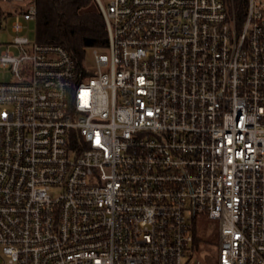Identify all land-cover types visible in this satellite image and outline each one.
I'll return each instance as SVG.
<instances>
[{
    "label": "built area",
    "instance_id": "obj_1",
    "mask_svg": "<svg viewBox=\"0 0 264 264\" xmlns=\"http://www.w3.org/2000/svg\"><path fill=\"white\" fill-rule=\"evenodd\" d=\"M0 1V264H264V0H96L81 61Z\"/></svg>",
    "mask_w": 264,
    "mask_h": 264
},
{
    "label": "trees",
    "instance_id": "obj_2",
    "mask_svg": "<svg viewBox=\"0 0 264 264\" xmlns=\"http://www.w3.org/2000/svg\"><path fill=\"white\" fill-rule=\"evenodd\" d=\"M246 0H232L236 15L242 18ZM37 8L36 41L58 44L76 60L87 47L105 48L107 30L96 0H34ZM7 18L0 11V21ZM202 227L194 233L193 247L200 241Z\"/></svg>",
    "mask_w": 264,
    "mask_h": 264
},
{
    "label": "rangeland",
    "instance_id": "obj_3",
    "mask_svg": "<svg viewBox=\"0 0 264 264\" xmlns=\"http://www.w3.org/2000/svg\"><path fill=\"white\" fill-rule=\"evenodd\" d=\"M31 0H24L19 3L21 8L26 6V3ZM111 0H102L104 4H108ZM13 4L0 1V11L4 15H9L10 11L13 9ZM27 37L35 41L36 40V24L35 21L31 22L26 33ZM12 33L10 32V17L1 20L0 26V45L11 42ZM1 76V75H0ZM1 78V77H0ZM8 80L9 75H5ZM198 229L201 227L202 232L200 233V241L197 247H192V253L185 259L183 264H190L189 259H198L204 264H215L218 258V232H217V221L215 220H205L204 222H199L196 226ZM207 228V230H206Z\"/></svg>",
    "mask_w": 264,
    "mask_h": 264
},
{
    "label": "water",
    "instance_id": "obj_4",
    "mask_svg": "<svg viewBox=\"0 0 264 264\" xmlns=\"http://www.w3.org/2000/svg\"><path fill=\"white\" fill-rule=\"evenodd\" d=\"M0 26H1V23H0Z\"/></svg>",
    "mask_w": 264,
    "mask_h": 264
}]
</instances>
